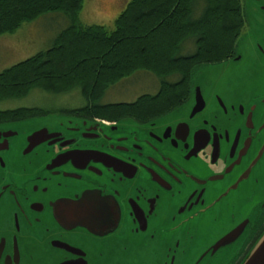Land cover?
<instances>
[{"label":"flooded vegetation","instance_id":"af4514ba","mask_svg":"<svg viewBox=\"0 0 264 264\" xmlns=\"http://www.w3.org/2000/svg\"><path fill=\"white\" fill-rule=\"evenodd\" d=\"M244 3L249 52L194 74L158 117L90 118L83 105L35 116L61 121L0 122V264H194L205 238L245 223L223 263L200 264L243 261L264 231V0ZM92 193L97 230L58 219L70 214L58 203Z\"/></svg>","mask_w":264,"mask_h":264},{"label":"trees","instance_id":"16d2710c","mask_svg":"<svg viewBox=\"0 0 264 264\" xmlns=\"http://www.w3.org/2000/svg\"><path fill=\"white\" fill-rule=\"evenodd\" d=\"M84 1L0 0V35L49 12H60L69 22L49 48L0 72V102L25 97L33 89L53 94L77 89L85 100L74 110L77 115L158 117L186 100L194 74L236 53L245 27L244 0H129L112 28L82 23ZM187 41L193 45L188 52ZM139 70L160 79L154 94L101 103L109 87ZM168 76L177 79L167 82ZM42 114L37 107L0 109V122Z\"/></svg>","mask_w":264,"mask_h":264},{"label":"rangeland","instance_id":"374dc122","mask_svg":"<svg viewBox=\"0 0 264 264\" xmlns=\"http://www.w3.org/2000/svg\"><path fill=\"white\" fill-rule=\"evenodd\" d=\"M127 0H85L80 11L79 19L87 25L114 26L109 20L117 8ZM245 27L237 41L244 42L251 29L246 16L247 8L243 1ZM69 24L68 19L60 12L45 13L37 19L23 24L14 33L0 35V72L15 63L27 59L39 51L50 47L56 34ZM185 51L192 49V43L186 42ZM182 52L185 55L187 52ZM185 53V54H184ZM176 76L165 78L167 82H174ZM160 84V79L152 73L139 70L112 85L106 91L101 103L133 102L140 95L154 94ZM85 100L77 89L67 93L53 94L40 89H33L28 95L19 99L0 102V109H15L18 107H37L44 112L65 114L69 109L80 107ZM68 109V110H67ZM223 214H221L222 216Z\"/></svg>","mask_w":264,"mask_h":264},{"label":"water","instance_id":"95a60500","mask_svg":"<svg viewBox=\"0 0 264 264\" xmlns=\"http://www.w3.org/2000/svg\"><path fill=\"white\" fill-rule=\"evenodd\" d=\"M245 5L247 8L246 16L248 17V21L250 25L253 26L252 15H251L253 5L251 3H246ZM251 42H252L251 33H249L248 38L244 42H241L239 45L237 44L236 52L246 55V53L249 52ZM210 66L212 65H209L203 68L201 71L197 73H204L206 71V68H209ZM195 92H196V103L197 105L200 104L202 106L203 98L201 96L200 89L196 87ZM197 109H200V107L195 108L193 112H195ZM62 119L63 117H59V116H47L46 118L35 117L32 119H25V121L21 122V124L22 123H26V124L35 123V125H38L41 121H44V120H48V122L51 123L56 120L61 121ZM5 126L10 127L11 125H5ZM34 127H37V126H34ZM9 131H5L6 133H4L3 136L7 137V136L12 135L9 133ZM43 132H44L43 129L32 132L28 136L29 146L30 145L34 146L36 144H39L42 140H44L40 138ZM14 134L16 133H13V135ZM263 152H264V144L260 147L255 158H258V159L261 158V155L263 154ZM82 153H89V152L83 151ZM98 156L101 159L106 158L104 157L102 153H98ZM254 164L255 163H253L252 166ZM241 180L242 178H240L238 182ZM98 196L99 195H97L96 193H92V195L83 196L78 200H64L58 203V208L61 210V212L62 210L66 211V209H70L68 210V213L70 214H67V216L62 215V213H59V212L56 213L58 219L65 220V222H63L65 225H83L89 228H93V229L95 228L97 230L96 227H99L100 225L91 223V219L97 214L102 212V205H103L102 202L103 201L102 199L100 200ZM86 220H89V221L86 222ZM76 221H79V224H74ZM82 222H84V224H81ZM208 224L211 225L210 223ZM244 225L245 223H241L238 227L232 229L227 234H225L223 237H220V238L217 237L215 240H213V238H215L217 235H214L213 237L210 236L208 238H205L201 242L205 250L200 254V256H198L195 259L194 264H200L202 260L206 262H210V263L217 260L218 263L220 262L223 263L229 256L228 247L236 245L235 243L237 241V238L242 233ZM96 230L90 229V231H96ZM181 243H182V240H181ZM240 264H264V231L261 234V236L258 238V240L254 243L253 247L251 248L247 256L243 259V261Z\"/></svg>","mask_w":264,"mask_h":264},{"label":"crops","instance_id":"0c3cea01","mask_svg":"<svg viewBox=\"0 0 264 264\" xmlns=\"http://www.w3.org/2000/svg\"><path fill=\"white\" fill-rule=\"evenodd\" d=\"M128 1H129V0H127V1L124 2V3H122V7L117 8V9L115 10V12L112 13V14L110 15L109 20L112 19V20H113V23H114L115 19L119 16V14H120V13L124 10V8L126 7Z\"/></svg>","mask_w":264,"mask_h":264}]
</instances>
